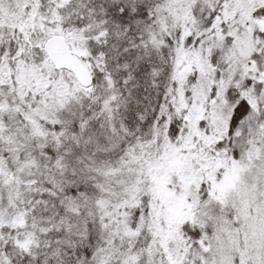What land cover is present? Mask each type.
<instances>
[{
    "label": "snow or ice",
    "instance_id": "snow-or-ice-1",
    "mask_svg": "<svg viewBox=\"0 0 264 264\" xmlns=\"http://www.w3.org/2000/svg\"><path fill=\"white\" fill-rule=\"evenodd\" d=\"M0 264H264V0H0Z\"/></svg>",
    "mask_w": 264,
    "mask_h": 264
}]
</instances>
